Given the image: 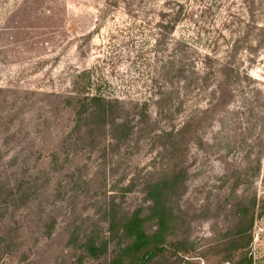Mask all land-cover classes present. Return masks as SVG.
Returning a JSON list of instances; mask_svg holds the SVG:
<instances>
[{
	"label": "rangeland",
	"instance_id": "rangeland-1",
	"mask_svg": "<svg viewBox=\"0 0 264 264\" xmlns=\"http://www.w3.org/2000/svg\"><path fill=\"white\" fill-rule=\"evenodd\" d=\"M88 93L120 103L81 116ZM173 169L181 250L151 264H264V0H0V264H110L109 211Z\"/></svg>",
	"mask_w": 264,
	"mask_h": 264
},
{
	"label": "trees",
	"instance_id": "trees-1",
	"mask_svg": "<svg viewBox=\"0 0 264 264\" xmlns=\"http://www.w3.org/2000/svg\"><path fill=\"white\" fill-rule=\"evenodd\" d=\"M168 31L171 32L175 25H167ZM231 62H228V65ZM225 75L228 81L234 80L233 72H237L233 66H224ZM239 73V71H238ZM68 101L78 106L77 113L81 116L92 117L99 116L104 120L112 115L113 105L119 104L120 100L102 93H88L82 96L69 95ZM146 104V102H144ZM77 109V108H76ZM141 116L147 117L148 113L144 110ZM115 130L124 135H128L132 130L129 122L115 123ZM185 128L172 127L165 131V135L175 137L183 135ZM177 135V136H178ZM174 142L170 147H175ZM182 173L173 169L164 176L150 181L146 186V196L149 200L148 206L139 207L130 215L126 214L120 217L114 209L108 213L110 239L116 240L117 249L111 259L110 264H151L156 258L164 255L167 251L177 254L181 250L182 241L169 240L168 236L172 232L175 224V210L171 204L172 199L179 193L183 185ZM32 194L23 192L21 199L29 200ZM154 223L155 228L151 231L147 229L148 223ZM238 234L243 236L244 230H238ZM97 234L91 231L86 235L82 247L92 257H100L107 251L108 240L98 239ZM252 240L250 235L246 241L249 245ZM247 246V245H245ZM236 264H253V257L244 253Z\"/></svg>",
	"mask_w": 264,
	"mask_h": 264
}]
</instances>
